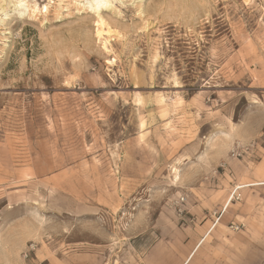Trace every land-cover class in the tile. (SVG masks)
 Instances as JSON below:
<instances>
[{
    "label": "rangeland",
    "instance_id": "obj_1",
    "mask_svg": "<svg viewBox=\"0 0 264 264\" xmlns=\"http://www.w3.org/2000/svg\"><path fill=\"white\" fill-rule=\"evenodd\" d=\"M104 1L0 0V258L133 264L264 146V0Z\"/></svg>",
    "mask_w": 264,
    "mask_h": 264
},
{
    "label": "crops",
    "instance_id": "obj_2",
    "mask_svg": "<svg viewBox=\"0 0 264 264\" xmlns=\"http://www.w3.org/2000/svg\"><path fill=\"white\" fill-rule=\"evenodd\" d=\"M228 167L230 176L224 180L228 193H200L192 209L196 224L186 228L169 225L164 238L133 264H264V146L255 143L251 154L242 161H230ZM234 187L241 194L238 203L229 202ZM221 212L214 224L212 213ZM236 225L242 229L231 231ZM39 252L41 256L35 254L32 262L16 256L0 258V264H95L89 255L54 261Z\"/></svg>",
    "mask_w": 264,
    "mask_h": 264
},
{
    "label": "built area",
    "instance_id": "obj_3",
    "mask_svg": "<svg viewBox=\"0 0 264 264\" xmlns=\"http://www.w3.org/2000/svg\"><path fill=\"white\" fill-rule=\"evenodd\" d=\"M255 143H248L246 145H235L232 150L230 151V157L231 159H242L246 155L251 154V152L254 150ZM241 201V194L238 189H234L231 192V195L229 197V202H240ZM186 202V198L181 196L178 199L175 200L174 202V207L177 212L178 217H183L185 215V209H184V204ZM217 213H212V218H214V224L217 223L220 215ZM231 230L234 232L240 231L242 229V226H231ZM36 249L37 246L35 243H28L25 247V249L21 253V259L23 262H32L35 259V254H36Z\"/></svg>",
    "mask_w": 264,
    "mask_h": 264
},
{
    "label": "bare ground",
    "instance_id": "obj_4",
    "mask_svg": "<svg viewBox=\"0 0 264 264\" xmlns=\"http://www.w3.org/2000/svg\"><path fill=\"white\" fill-rule=\"evenodd\" d=\"M23 2H21V1H18L17 2V5L18 6H21V4H22ZM91 3V5L93 4V6L96 8L95 10H97L100 6H106L107 4H108V2L107 1H104V0H92V2H90ZM23 5V4H22ZM24 6H26V5H24ZM21 7H23V6H21ZM32 9H34V8H32ZM37 11H38V9H36ZM32 11V10H31ZM43 11H44V14L45 13H47L46 11H47V8L46 7H44V9H43ZM98 14V13H97ZM103 26H104V23H102V26H101V30H100V34H101V36H102V34L104 33V31H103ZM173 168V167H172ZM176 169H174V171H173V174H174V176H173V178H174V181H177L178 179H179V174L178 173H176ZM176 173V174H175ZM172 178V179H173Z\"/></svg>",
    "mask_w": 264,
    "mask_h": 264
}]
</instances>
